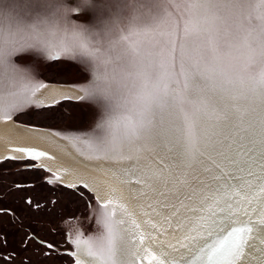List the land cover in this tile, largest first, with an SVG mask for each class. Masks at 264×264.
Wrapping results in <instances>:
<instances>
[{
    "label": "snow or ice",
    "instance_id": "1",
    "mask_svg": "<svg viewBox=\"0 0 264 264\" xmlns=\"http://www.w3.org/2000/svg\"><path fill=\"white\" fill-rule=\"evenodd\" d=\"M16 58L65 59L87 70L79 99L99 108L89 139L97 152L147 141L177 167L203 173L209 163L221 168L214 154L238 163L234 148L264 157V0H0L5 120L38 106L33 97L44 87ZM175 183L190 188L186 174ZM110 203L99 205L102 231L87 241L100 264H116ZM245 230L233 227L201 249L209 264L229 261ZM145 251L137 264H182Z\"/></svg>",
    "mask_w": 264,
    "mask_h": 264
},
{
    "label": "water",
    "instance_id": "2",
    "mask_svg": "<svg viewBox=\"0 0 264 264\" xmlns=\"http://www.w3.org/2000/svg\"><path fill=\"white\" fill-rule=\"evenodd\" d=\"M80 22H87L83 14ZM16 63L30 67L44 87L33 97L38 106L8 120L0 114V160L28 159L40 169L28 167L30 161H5L0 164V177L44 169L66 186L86 185L97 201L90 193L82 196L75 190V194L87 241L102 231L97 223L99 205L111 201L108 210L115 212L116 264H137V257L147 255L146 249L166 262L209 264L201 249L233 227L249 226L251 233L240 234V247L225 264H264V157L257 150L237 155L234 148L231 158L236 164L214 154L221 168L206 162L209 173L177 167L170 153L147 141L133 142L116 152H97L89 139L99 120V108L79 99L83 96L79 86L91 79L87 70L65 59L16 58ZM57 98L67 100L41 106ZM69 173L72 179H65ZM182 174L190 180V188L175 183ZM216 175L220 180L212 179ZM91 259L100 264L95 255Z\"/></svg>",
    "mask_w": 264,
    "mask_h": 264
},
{
    "label": "flooded vegetation",
    "instance_id": "3",
    "mask_svg": "<svg viewBox=\"0 0 264 264\" xmlns=\"http://www.w3.org/2000/svg\"><path fill=\"white\" fill-rule=\"evenodd\" d=\"M59 100L64 101L67 99L57 98L50 103H42L43 105L41 106H55L61 102ZM5 161H30L28 167L40 169L37 166V162L28 159H5L0 160V164H3ZM41 170L49 175H54L44 169ZM59 184L66 186L63 183ZM76 187L81 189H76ZM66 188H73L76 191L80 190L82 196L90 193L94 197V201H97L89 190L80 185L66 186ZM0 213H5L8 217L16 215V213L10 214L9 211L3 212L0 210ZM82 226L85 227L81 224ZM80 232L81 235L78 236L79 240L76 238L78 233L71 232L69 227H66V224L62 223L61 220L56 221V223L49 222L48 225L34 220L27 222L2 220L0 221V264H77V261L79 264H93L92 261L90 263V255L88 256L84 251H78V248H80L78 244H85L83 239L86 236L84 230ZM42 241L44 243H41ZM48 244L54 245V247L49 249L47 247Z\"/></svg>",
    "mask_w": 264,
    "mask_h": 264
},
{
    "label": "rangeland",
    "instance_id": "4",
    "mask_svg": "<svg viewBox=\"0 0 264 264\" xmlns=\"http://www.w3.org/2000/svg\"><path fill=\"white\" fill-rule=\"evenodd\" d=\"M59 183L61 182L57 176L44 171L0 177V210L9 211L10 214L16 213L9 217L5 213H0V221L34 220L48 225L49 222L56 223L61 220L71 232L78 233L74 236L80 240L78 236L84 227L82 226L83 229L81 227L83 222L75 189L66 188ZM51 189L56 191L53 192ZM83 240L85 244L79 243L78 251H84L89 256L86 236ZM74 251L77 252L76 249Z\"/></svg>",
    "mask_w": 264,
    "mask_h": 264
},
{
    "label": "bare ground",
    "instance_id": "5",
    "mask_svg": "<svg viewBox=\"0 0 264 264\" xmlns=\"http://www.w3.org/2000/svg\"><path fill=\"white\" fill-rule=\"evenodd\" d=\"M65 177H66L67 179H72V177H71V173H69L68 175L64 176V178H65ZM66 178H65V179H66ZM90 263H91V260H90Z\"/></svg>",
    "mask_w": 264,
    "mask_h": 264
}]
</instances>
